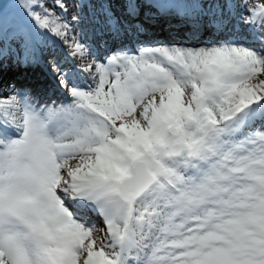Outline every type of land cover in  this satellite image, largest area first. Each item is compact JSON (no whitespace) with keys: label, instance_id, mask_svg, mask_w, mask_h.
Segmentation results:
<instances>
[{"label":"snow or ice","instance_id":"snow-or-ice-1","mask_svg":"<svg viewBox=\"0 0 264 264\" xmlns=\"http://www.w3.org/2000/svg\"><path fill=\"white\" fill-rule=\"evenodd\" d=\"M0 264H264V0H0Z\"/></svg>","mask_w":264,"mask_h":264},{"label":"bare ground","instance_id":"bare-ground-1","mask_svg":"<svg viewBox=\"0 0 264 264\" xmlns=\"http://www.w3.org/2000/svg\"><path fill=\"white\" fill-rule=\"evenodd\" d=\"M165 34H166V33H165ZM33 71H35V72H39V69H35V70H33V69H31V68H29V69H23V68H21V69L18 70L17 74H22V73L27 72L29 75H31V74L33 73Z\"/></svg>","mask_w":264,"mask_h":264}]
</instances>
